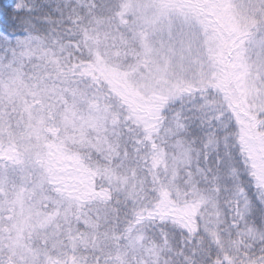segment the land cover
<instances>
[{"label": "snow or ice", "instance_id": "obj_1", "mask_svg": "<svg viewBox=\"0 0 264 264\" xmlns=\"http://www.w3.org/2000/svg\"><path fill=\"white\" fill-rule=\"evenodd\" d=\"M0 264H264V0H0Z\"/></svg>", "mask_w": 264, "mask_h": 264}]
</instances>
